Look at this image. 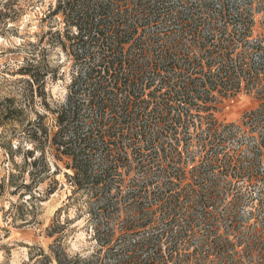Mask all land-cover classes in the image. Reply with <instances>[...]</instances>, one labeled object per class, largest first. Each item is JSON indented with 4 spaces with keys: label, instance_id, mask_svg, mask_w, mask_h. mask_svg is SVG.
I'll use <instances>...</instances> for the list:
<instances>
[{
    "label": "trees",
    "instance_id": "16d2710c",
    "mask_svg": "<svg viewBox=\"0 0 264 264\" xmlns=\"http://www.w3.org/2000/svg\"><path fill=\"white\" fill-rule=\"evenodd\" d=\"M216 1L54 0L42 19L47 31L21 46L25 56L10 82L16 97L0 100V126H20L28 180L14 165L6 186L29 207L53 193L50 185L43 196L36 191L56 174L48 156L62 162L66 205H79L75 218L85 220L95 245L87 256L68 255L65 225L54 221L46 230L54 237L49 254L37 263L264 264V226L241 228L236 211L248 200L223 186L238 150L229 153L212 137L184 179L182 130L191 129L194 112L246 91L262 104L243 119L264 118L263 64L252 62L254 54L264 57V37L249 39L254 0ZM17 5L0 7L6 32L21 14ZM230 13L236 23L224 20ZM55 50L70 62L63 99L47 91L64 76L49 63ZM241 177L264 181L250 171ZM251 205V216L264 212V198Z\"/></svg>",
    "mask_w": 264,
    "mask_h": 264
},
{
    "label": "rangeland",
    "instance_id": "374dc122",
    "mask_svg": "<svg viewBox=\"0 0 264 264\" xmlns=\"http://www.w3.org/2000/svg\"><path fill=\"white\" fill-rule=\"evenodd\" d=\"M7 1L0 0V7ZM17 4L18 8H21L20 16L15 22L7 23L13 26L12 30L6 32L0 26V100L4 97H16L12 87L14 85L10 82L18 78L17 75L14 76L15 70L25 56L20 48L27 42H36L42 32L47 31L48 21L42 22V19L55 2L54 0H17ZM230 4L248 6L247 0H232ZM261 4L254 0L251 17L248 18V23L251 25L249 39L253 41L264 37V0H261ZM228 15L224 20L227 23H236L235 13ZM54 24L55 22L52 21L51 26ZM49 57L52 67L61 65L59 72H64V76L56 83L48 82L47 91L54 99H63L66 86L72 76L70 62L58 50L52 51ZM252 62L256 67L263 64V67L259 68L264 70V57L259 58L254 54ZM261 85L264 86V81ZM258 98L253 92L241 91L234 97L221 99L214 110L194 112L193 126L188 131L182 130L183 144L186 147L184 150L187 151L183 154V159L188 162V169L184 175L186 181L191 179L189 169L194 165V162L191 163V158L194 157L196 162L201 150L199 146L209 141L212 144V137H215L214 141L222 142L221 145L227 149L226 151L229 150V153L231 147L238 150L232 158V168L228 173L233 180L230 178L231 181L228 180L227 185L223 182V186L230 188L232 195L238 192L237 194L248 200L247 206L243 205L237 209L235 219L241 228L245 227L248 232L255 227L254 222L256 225L264 226V212H254L253 217L249 209L256 200L264 198V181L250 183L247 178L241 177V173L246 175L249 171L264 175V118L260 117L252 121L243 119V116L260 107L262 101ZM187 132L194 133L191 143ZM22 135V130L16 123L0 126V185H4V188L0 189V264H39L36 261L40 260L41 254H49V247L54 240V237H47L46 231L54 221L55 224L65 225L62 230L64 233L62 242L68 255L91 254L95 245L90 240V233H87L85 220L75 218L79 213V205H66L71 189L64 176L67 171L62 162H56L48 156L50 169L53 171L56 168V174L45 179L36 191L43 196L50 185L53 187V193L40 201L33 200L28 204L29 207L22 206L19 196L12 195L11 189L6 186L8 174L15 169L14 165L20 167V171L24 172L25 180H28L25 172L29 167L23 166V154L24 150L29 148V144L24 143ZM240 138L245 142L238 147ZM259 151L262 154L256 159L258 161L251 164L253 157ZM243 160L247 161L245 165L244 162L240 163ZM233 176H237L238 180ZM253 261L257 260L254 258Z\"/></svg>",
    "mask_w": 264,
    "mask_h": 264
}]
</instances>
